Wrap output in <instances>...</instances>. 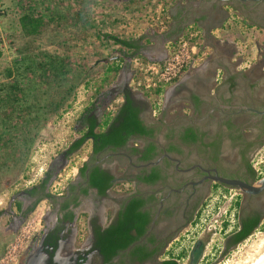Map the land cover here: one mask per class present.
<instances>
[{
	"label": "flooded vegetation",
	"instance_id": "obj_1",
	"mask_svg": "<svg viewBox=\"0 0 264 264\" xmlns=\"http://www.w3.org/2000/svg\"><path fill=\"white\" fill-rule=\"evenodd\" d=\"M213 1L203 0L201 6L206 14L215 4L227 3L244 20L264 27V0ZM226 73L215 79L214 85L210 77H197L199 88L187 95L190 106L179 107L169 118L165 115L148 122L141 113L146 104L133 101L143 124L153 128L152 135L134 134L122 146H107L96 152L92 139L87 137L89 156L77 169L75 180L69 181L62 192L50 193L45 177L23 191L26 207L40 196L54 206L20 264H160L170 258L178 264L176 257H168L171 244L183 229L188 231V225L193 224L194 229L203 225L201 216L215 192L237 190L234 193L238 195L234 198L238 202L237 222L228 229L227 245L239 243L235 242L237 232L257 228L264 217V188L247 193L215 180L214 176L248 184L264 177V160L259 159L264 153V72L256 82L242 73ZM184 85L181 82L176 88L182 89ZM87 126L85 122L84 133ZM151 144L153 148L149 150ZM84 164L86 168L81 172ZM95 166L112 175L111 185L103 194L89 184V172ZM120 166L121 174L115 171ZM119 182H127V190L113 194ZM130 202H137V209L145 214L143 231L132 229V240L127 246L106 257L100 235L115 225L122 205ZM53 214L57 215V221L46 223ZM82 224L89 236L81 247L76 236L80 235ZM209 233L215 232L210 229ZM72 245L71 253L59 256L60 250L70 251ZM203 246L204 240L196 238L189 254L191 261Z\"/></svg>",
	"mask_w": 264,
	"mask_h": 264
},
{
	"label": "rangeland",
	"instance_id": "obj_2",
	"mask_svg": "<svg viewBox=\"0 0 264 264\" xmlns=\"http://www.w3.org/2000/svg\"><path fill=\"white\" fill-rule=\"evenodd\" d=\"M181 1L189 2L64 0L63 6L69 8V18L72 17V11H79L80 19L77 22L68 21L64 25L53 20L39 36L24 37L17 27L20 15L18 0H0V80L3 79L4 69L12 64L23 47L24 52L43 50L64 54L68 64L71 62L81 67L77 72L83 74V70H86V74L81 75V83L76 87L73 97H69L70 106L61 110L58 116L49 118L39 130L24 164L7 172H3V168L0 170V264L23 262L25 253L31 249L32 240L45 227L44 219L54 206L43 199L44 196H40L41 199L26 207L27 200L22 192L39 184L43 177L49 180L50 193L62 192L69 181L75 180L77 169L89 156L88 139L74 151H68L70 144L84 133L86 116L93 115L100 124L106 116L114 115L126 94L145 102L154 118L165 116L166 112L171 114L176 112V107L170 110L164 108L163 92L166 88L177 83L185 74H195L199 69H218L220 64L213 59L216 54L214 56L204 41L200 27L193 23L186 22L188 24L182 35L165 42L164 57L161 58L155 52L154 42H161L165 33L170 31L175 7ZM230 18L233 24L219 47V51H222L219 53L229 60H221L225 64L223 67L233 70L256 69L258 74L264 72V27L252 24L249 19L244 20L233 7ZM89 23L94 24L95 28ZM191 30H199V37L195 40L200 46L204 45L203 50L208 52L207 59L194 70L181 74L172 84L154 87L153 80L156 77L150 73L151 66L161 65L168 60L177 51L180 40L186 38ZM107 34L136 42L139 48L134 51L121 47L108 39ZM232 37H238L240 43L228 40ZM114 58L121 59L117 61L120 69L110 79L112 72L106 77L105 71ZM158 88L163 89L159 94L156 93ZM35 95L39 98L38 92ZM259 159L264 160V153ZM115 171L121 174L122 166ZM127 186V182L117 183L113 194L125 192ZM235 192L237 190L213 193L201 216L200 224L203 225L194 229L191 224L186 227L188 231L183 229L178 239L171 244L168 257H176L178 264H250L264 249V217L245 239L232 246L227 245L228 229L237 222L238 202L234 198L238 195ZM17 202L21 203L20 209L16 207ZM81 218H85L84 215ZM222 219L227 220L221 223ZM210 229L215 233H209ZM196 238L203 239L204 246L195 260L191 261L189 254Z\"/></svg>",
	"mask_w": 264,
	"mask_h": 264
},
{
	"label": "trees",
	"instance_id": "obj_3",
	"mask_svg": "<svg viewBox=\"0 0 264 264\" xmlns=\"http://www.w3.org/2000/svg\"><path fill=\"white\" fill-rule=\"evenodd\" d=\"M63 1L18 0L20 15L17 27L20 34L24 37L39 36L53 20L64 25L68 21L77 22L80 19L79 11H72V17L69 18V8L63 6ZM89 25L95 28L94 24ZM106 37L121 47L134 51L139 48L136 42L117 35L107 34ZM24 50V47L19 49L18 56L4 69L3 79L0 80V170L3 168V172L18 169L24 164L39 130L47 124L49 118L58 116L61 110L70 106L69 97H73L76 87L81 83V75L86 74V70H83V74L77 72L81 68L79 65L71 62L68 64V58L64 54ZM117 61L121 59L114 58L112 64L106 67V77L110 72V79L116 76L120 69ZM107 80L109 82L108 78ZM41 86L44 88H40ZM162 91V88L156 89L157 94ZM36 92L39 93V98H36ZM85 122L88 125L86 132L70 144L69 152L77 149L87 137L92 139V147L96 152L107 146H122L134 134H153V128L143 124L139 109L127 94L113 116H106L99 124L93 115H89L85 117ZM98 126L103 129L96 130ZM151 148L152 144L149 150ZM85 168L84 164L80 168L81 172H84ZM111 179V174L97 166L89 172V184L102 194L111 185ZM16 207L20 209L21 203L17 202ZM137 208V202L122 205L115 225H110L106 234L100 235L102 252L106 257L127 246L132 240V229L138 233L143 231L145 214ZM251 231L252 228L237 232L235 242L245 239ZM160 264L177 263L170 258Z\"/></svg>",
	"mask_w": 264,
	"mask_h": 264
},
{
	"label": "crops",
	"instance_id": "obj_4",
	"mask_svg": "<svg viewBox=\"0 0 264 264\" xmlns=\"http://www.w3.org/2000/svg\"><path fill=\"white\" fill-rule=\"evenodd\" d=\"M213 2H216L215 0ZM203 0H189L188 1H181L178 4V7H175L174 10V16L172 18V23L170 27V31L168 33H165L163 39H161V42H157L153 45H155V52H158L160 57H164L166 55V46L165 42L170 41L175 39L176 37L182 35L183 30H185V25L188 24L186 22H189L190 24H195L198 27H200L201 32H202V37L204 41L210 46V48L213 51V54L216 56L213 58L218 65V69H199L195 74H185L181 77V79L178 80L177 83H175L172 86H169L166 88L165 92H163V99H164V108H169L167 110L173 109L176 107L178 109L179 107L186 106L187 108L190 106L189 104V98H187V95L192 94L194 90H197L196 88H199V85L197 84V77L200 78H206V76L214 79L212 81V84H215V79H220V77H223L226 75L227 71H229V74H234V73H242L246 77L251 79V81L256 82L258 78H262V71L260 73H257V70H238V69H231V68H224L223 65L225 64L222 63V61H229L225 56L221 55L222 51H219V47L221 46V43H223L224 37L228 34V30L231 28L230 26L233 24L231 21V8L232 6L227 4V3H219L215 4L214 9H212L209 14L204 12V9H202ZM177 5V4H176ZM204 19V20H203ZM230 27V28H229ZM227 33V34H225ZM240 33V32H239ZM237 40L239 43V38L238 37H232L228 40L231 41ZM226 40V39H225ZM165 46V47H164ZM221 55V56H220ZM225 59V60H224ZM222 60V61H221ZM212 61V60H210ZM209 63V62H208ZM222 66V67H221ZM212 72L209 74V72ZM195 76V77H193ZM217 80V81H218ZM184 82L185 85L181 87L182 89H177L176 85ZM186 84L189 86L187 87ZM133 101L140 102L141 99H135L131 95H129ZM142 105L145 102H140ZM146 104V103H145ZM147 108L145 111L143 110L141 113L145 116L146 120L148 122H153L156 118L152 117L150 115V109L148 108V105L146 104ZM185 107V108H186ZM175 109V110H176ZM163 110V108H162ZM166 112V111H165ZM160 113H164L163 111ZM174 113L176 112H171L169 114L166 112V117L169 118L174 116ZM186 113H189L188 110H186ZM146 114V115H145ZM57 221V215L53 214L50 216V218L47 220V223L53 224ZM79 222V221H78ZM66 224V223H64ZM82 230L79 231L80 235L78 234L76 236V233L72 235V244L74 245L75 241V236L78 238L79 236V246L82 247L87 242L89 232L87 230H84L85 228L83 227L82 224ZM35 243V242H34ZM36 244V243H35ZM70 247L69 250H60L59 256L63 257L64 255H67L68 253H71L73 251L74 246ZM39 249V247H37Z\"/></svg>",
	"mask_w": 264,
	"mask_h": 264
},
{
	"label": "built area",
	"instance_id": "obj_5",
	"mask_svg": "<svg viewBox=\"0 0 264 264\" xmlns=\"http://www.w3.org/2000/svg\"><path fill=\"white\" fill-rule=\"evenodd\" d=\"M199 30H191L186 38L180 40L178 49L173 55L161 65L151 66L150 73L155 75L154 87L164 84H172L178 77L194 68L207 59V51L203 50L195 40L199 37Z\"/></svg>",
	"mask_w": 264,
	"mask_h": 264
},
{
	"label": "water",
	"instance_id": "obj_6",
	"mask_svg": "<svg viewBox=\"0 0 264 264\" xmlns=\"http://www.w3.org/2000/svg\"><path fill=\"white\" fill-rule=\"evenodd\" d=\"M214 179L224 183L225 185L237 187L247 193H257L264 188V177H261L255 184H248L238 179H227L219 176H214ZM262 264H264V262Z\"/></svg>",
	"mask_w": 264,
	"mask_h": 264
},
{
	"label": "bare ground",
	"instance_id": "obj_7",
	"mask_svg": "<svg viewBox=\"0 0 264 264\" xmlns=\"http://www.w3.org/2000/svg\"><path fill=\"white\" fill-rule=\"evenodd\" d=\"M264 262V249L262 250V252H260V254L258 256H256L251 262L250 264H262Z\"/></svg>",
	"mask_w": 264,
	"mask_h": 264
}]
</instances>
